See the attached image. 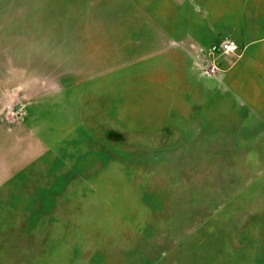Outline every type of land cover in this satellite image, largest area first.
Here are the masks:
<instances>
[{
  "label": "rangeland",
  "instance_id": "1",
  "mask_svg": "<svg viewBox=\"0 0 264 264\" xmlns=\"http://www.w3.org/2000/svg\"><path fill=\"white\" fill-rule=\"evenodd\" d=\"M165 5L0 0V264H264V100L142 68Z\"/></svg>",
  "mask_w": 264,
  "mask_h": 264
},
{
  "label": "crops",
  "instance_id": "2",
  "mask_svg": "<svg viewBox=\"0 0 264 264\" xmlns=\"http://www.w3.org/2000/svg\"><path fill=\"white\" fill-rule=\"evenodd\" d=\"M160 35L134 40L142 68L176 69L184 91L203 95L213 83L245 107L264 100V0H165ZM159 21V22H160ZM222 38L233 39L239 54L223 71L207 74L202 51Z\"/></svg>",
  "mask_w": 264,
  "mask_h": 264
},
{
  "label": "built area",
  "instance_id": "3",
  "mask_svg": "<svg viewBox=\"0 0 264 264\" xmlns=\"http://www.w3.org/2000/svg\"><path fill=\"white\" fill-rule=\"evenodd\" d=\"M240 47L230 38H222L206 47L199 58L203 71L213 75L223 71L224 63L231 62L239 54Z\"/></svg>",
  "mask_w": 264,
  "mask_h": 264
}]
</instances>
